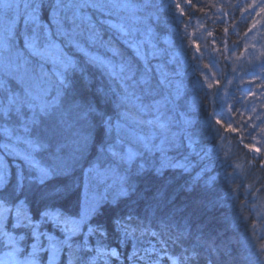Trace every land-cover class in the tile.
I'll return each instance as SVG.
<instances>
[{
	"label": "trees",
	"instance_id": "16d2710c",
	"mask_svg": "<svg viewBox=\"0 0 264 264\" xmlns=\"http://www.w3.org/2000/svg\"><path fill=\"white\" fill-rule=\"evenodd\" d=\"M127 2L145 4V0ZM148 3L150 6L136 15L150 17L146 23L151 27V42L155 47L146 46L144 52L158 53L155 57L148 55L157 95L145 96L144 103L151 104L169 94L173 102L162 106L159 112L137 113L132 109L138 122L130 126L156 134L157 144L165 137L175 138L176 146L169 147L167 155L172 160L182 161L185 157L190 168L188 171L166 169L163 179L152 176L139 179L141 192L151 193L161 185L167 186L165 201L155 217L145 218L142 200L120 198L118 207L104 206L103 213L91 221L98 220L106 226V235L100 237L82 227L72 236L71 249L63 246L56 252L55 264H173L174 260L188 264L184 256L191 255V251L185 253L184 249L190 250L197 244L201 231L202 255L197 264H264V132L261 131L264 129V11H261L264 0H148ZM113 11L120 17L129 15L127 10ZM42 15L47 21V11ZM93 19L97 21L95 15ZM17 29L19 32L24 29L22 18ZM110 36L112 33L105 31L104 39ZM16 45L23 47L22 36H17ZM117 46L143 70L144 64L134 57L131 49L118 42ZM0 56L10 57L11 53ZM156 65H161L168 74L171 87L157 86ZM51 67L46 65L49 71ZM87 73L94 82L89 96L96 87L107 90L110 86L101 70L87 66ZM79 75L68 73L71 79H78ZM11 86L18 90L14 81ZM79 94L77 90L76 96ZM14 116L13 113L10 117ZM158 117L168 123L166 130L146 123ZM9 118L3 123L14 131L18 124L14 119L8 121ZM68 118L73 120L72 116ZM80 128V123H76L52 136L49 122L33 128L30 134L32 139L37 135L49 136V146L34 154L41 166L67 164V172L59 171L45 183L68 186V192L55 204L72 217L79 211L92 164L97 163L99 170L113 168L121 174L128 169V165L124 168L107 152L97 159L99 135L94 134L93 142L81 153L76 135ZM81 130L88 131L86 127ZM115 139L113 132L108 143L113 144ZM5 144L6 138L0 131V167L7 168L12 178L22 168L27 172L22 158L5 152ZM153 156L158 160L160 154ZM140 162L139 158L134 160L132 170ZM210 177L211 188L206 189ZM34 182L40 187L38 181ZM40 208V198L33 197L31 214L35 216ZM129 214L141 228L125 238L123 232L112 227L111 220L115 216L127 219ZM162 222L170 225L173 236L183 231L186 222L190 223L191 238L173 242ZM136 224L131 227L135 229ZM8 230L23 236L17 240L19 253L31 252L34 241L30 236L23 230H13L11 223ZM43 230L63 239V233L55 227ZM153 232L158 235H152ZM209 246L212 251L208 250ZM8 248V243L0 242V254ZM113 252L116 255H110ZM37 258L46 264L47 250L40 251Z\"/></svg>",
	"mask_w": 264,
	"mask_h": 264
},
{
	"label": "snow or ice",
	"instance_id": "6c2138e0",
	"mask_svg": "<svg viewBox=\"0 0 264 264\" xmlns=\"http://www.w3.org/2000/svg\"><path fill=\"white\" fill-rule=\"evenodd\" d=\"M149 6L148 0H145L144 5L130 4L127 0H0V13H13L7 27L0 33V53H11L10 57L0 56V117L7 119L15 113L22 121L23 133L26 134L23 137L16 136V140H23L28 145L21 157L27 172L22 168L16 177L12 178L7 168L0 167V242L9 243L15 248L17 240L23 239V236L13 235L8 230L9 223L13 230H23L25 235L34 241L31 244V252H21L24 260L18 261L17 264H36L38 254L42 250L50 251L54 255L63 246L71 249L72 236L82 227H86L88 233L103 237L107 233L106 226L98 220L95 223L91 221L103 213L104 206L118 207L120 198L132 200L136 197L137 201L142 200L146 209L145 218L155 217L165 201L167 186L161 185L151 193L141 192L137 181L145 176L163 179L166 169L170 168L182 171H188L190 168L186 158L181 161L168 157V148L176 146L175 138L165 137L157 144L154 133L136 135L130 126L131 123L138 122L132 109L137 113L149 110L159 112L162 106L173 102L169 94L151 104L144 103L145 96L157 95V88L153 86V69L148 66V55L155 57L158 53L152 51L145 54L146 46L155 47L151 42V27L146 23L150 17H141L136 13ZM112 9L127 10L129 15L113 21L107 18L113 14ZM45 11L47 21L42 15ZM261 11H264V7ZM96 14H103L106 18L97 22L93 19ZM21 17L24 29L19 32L17 23ZM105 31L112 33L107 40L104 39ZM18 35L23 38L22 48L16 45ZM117 42L132 50L134 57L144 64L142 71L138 69L133 57L127 56L117 46ZM48 64L52 66L51 71L46 68ZM87 66L101 70L108 77L110 86L107 90L96 87L95 93L88 95L92 93L94 82L87 73ZM155 71L159 75L157 86L171 87V81L162 66L156 65ZM69 72H78L80 75L78 79H71ZM10 81L15 82L18 90L10 87ZM117 87L119 91L116 90ZM77 90L79 96H76ZM121 107L128 110L119 112ZM69 116H72L73 120H69ZM49 122L52 136H57L72 128L74 124L80 123L81 128L77 130L76 135L79 137L77 144L81 153L93 142L94 134L99 135L97 159L107 152L121 164L128 165L123 174L113 168L106 169L105 173L101 174L97 163L89 168L90 172L96 171L98 175L112 173L116 177L119 187L113 200L90 196L86 187L79 211L74 217L56 206L55 201L68 192V186L50 185L45 182L55 177L59 171L67 172L68 166L65 162L55 166H41L34 154L49 146V136L46 134L37 135L34 139L29 138L33 128ZM146 123L161 130L168 128V123L159 117ZM85 127L88 129L86 132L81 130ZM2 131L5 135L11 134L7 127ZM261 131L264 132V129ZM113 132L116 133L117 143L123 136L131 135L134 146L128 147L126 151L114 150L116 145L108 143ZM3 147L13 156L20 155L8 144ZM157 152L160 154L158 160L153 156V153ZM138 158L141 162L132 170L133 161ZM33 177L40 187L36 186ZM211 183L210 177L205 188L210 189ZM35 196L40 198L41 208L33 216L31 200ZM162 223L173 242L192 236L190 223L186 222L183 231L174 236L171 234L170 225ZM133 224L136 222L131 214L127 219L115 216L111 220L112 227L123 232L125 238L141 228V225L136 224L133 229ZM45 227L59 229L63 233V239H57L44 231ZM152 235L156 236L158 233L153 232ZM201 237L202 231L197 237V244L190 250L184 249L185 253L191 251V255L184 256L188 264H197L201 258ZM208 250L213 249L209 246ZM173 264L178 262L174 260Z\"/></svg>",
	"mask_w": 264,
	"mask_h": 264
},
{
	"label": "rangeland",
	"instance_id": "374dc122",
	"mask_svg": "<svg viewBox=\"0 0 264 264\" xmlns=\"http://www.w3.org/2000/svg\"><path fill=\"white\" fill-rule=\"evenodd\" d=\"M116 10V9H114ZM122 11H125L124 9H120ZM112 11V15L110 17L107 18H113V21H118L120 18V15L117 14V12H114L113 9ZM13 13L12 12H8V13H0V33L3 32L4 28L7 27L8 25V21L12 18ZM22 18V17H21ZM95 18L97 19V21L105 19L106 17L103 14H96ZM23 20V18H22ZM3 53H9V52H3ZM10 87L11 86V81H10ZM15 115V113H14ZM0 131L2 132V134L5 136L6 138V143L9 145L10 148H12L16 153H19L20 155H16V157L21 158L22 155L26 152V150L28 149V145L26 143L23 142V140L21 141H17L16 140V136H25L26 134L23 133V128H22V121L14 116V117H10L8 121H13V119L17 122L18 126L16 127V129L14 131H12L6 124H4L3 122H5V118L0 117ZM2 122V123H1ZM5 127H7L8 129H10V135H5L4 132L2 131ZM135 130V134L136 135H148L150 133H146L144 130L136 128ZM156 135V134H155ZM30 138V137H29ZM159 139H157L156 137V142ZM133 137L131 135H126L123 136V138L120 140L119 143H117V140L115 139V141L113 142V144L116 145V149L117 150H124L126 151L128 147H133ZM5 152L8 153V151L6 149H4ZM9 154V153H8ZM11 155V154H9ZM13 156V155H11ZM190 159V157H189ZM183 160H185V157L183 158ZM182 160V161H183ZM189 161V160H187ZM124 168H127L126 164H121ZM99 173L104 174L105 171L103 170H99ZM86 184H85V188L87 187V190L89 192V195H96L98 197H103L101 195H104L107 198H114L117 195V191H118V183L116 181V177H114L112 175V173H107L106 175H98L96 171H88V174L86 176ZM9 248L0 254V264H17L18 261H23L24 257L20 256L19 251H16V249L20 250V246L18 245V243L16 242L15 248L13 247V245L9 244ZM46 245V244H45ZM48 252V258H47V262L46 264H55L56 260H57V256L56 253L53 255V253H51L50 251ZM51 257V259H50ZM36 264H42L40 262V260L37 258L36 260Z\"/></svg>",
	"mask_w": 264,
	"mask_h": 264
}]
</instances>
